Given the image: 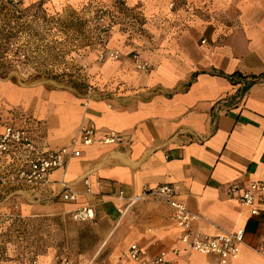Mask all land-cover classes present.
I'll return each instance as SVG.
<instances>
[{
	"label": "crops",
	"instance_id": "0c3cea01",
	"mask_svg": "<svg viewBox=\"0 0 264 264\" xmlns=\"http://www.w3.org/2000/svg\"><path fill=\"white\" fill-rule=\"evenodd\" d=\"M119 4V22L105 47L119 49L121 57L88 63L86 69L90 82L106 90L103 98L85 107L69 90L24 89L21 96L10 95L13 110L0 115V131L28 117L42 151L68 146L85 124L95 134L65 171H51L48 186H14L6 199L18 203V217L62 221L71 220L72 210L91 205L94 218L78 224L94 234L95 243L72 264H97L101 252L102 264H137L126 256L132 244L144 257L181 245L171 209L148 193L173 185L197 216L199 232L245 231L236 258L222 263L216 256L190 253L177 264H264L258 251L264 245V201L252 216L238 203L241 189L227 190L233 183L242 188L264 181V0H45L43 6L52 13H73ZM134 49L153 65L150 73L133 67L127 53ZM220 72H239L245 80L232 83ZM110 131L122 141L101 142ZM15 154V149L8 152L7 163ZM3 165L0 160V170L9 173ZM60 181L79 193L75 202L59 199ZM133 197L140 198L129 204Z\"/></svg>",
	"mask_w": 264,
	"mask_h": 264
},
{
	"label": "rangeland",
	"instance_id": "374dc122",
	"mask_svg": "<svg viewBox=\"0 0 264 264\" xmlns=\"http://www.w3.org/2000/svg\"><path fill=\"white\" fill-rule=\"evenodd\" d=\"M27 1L0 0L3 116L13 110L9 107L10 95L21 96L24 89H62L79 96L78 75L90 80L88 63L103 62L92 55L98 46V34L88 23L90 16L83 12L85 7L73 13L68 9L52 13L40 6L33 8L35 3ZM88 44H92L90 49L85 48ZM0 174L9 175L1 170ZM13 189L16 187L11 184L0 183V264H72L93 247L94 234L72 219L18 217V203H13L11 197L6 199ZM101 253L97 264H102Z\"/></svg>",
	"mask_w": 264,
	"mask_h": 264
},
{
	"label": "built area",
	"instance_id": "2783aa9c",
	"mask_svg": "<svg viewBox=\"0 0 264 264\" xmlns=\"http://www.w3.org/2000/svg\"><path fill=\"white\" fill-rule=\"evenodd\" d=\"M172 6L173 3L170 4V7ZM120 7V4L116 5L115 8L99 5L91 9H87V7L83 9V12L90 16L88 23L96 28L98 45L102 46L94 50L99 61L106 59L116 61L122 55L119 49H107L105 47L111 28L119 22L117 19ZM11 9L15 13H19L15 7H11ZM131 19L134 22V19ZM130 28L135 29L131 26ZM129 31L131 32L130 29ZM201 42L205 43V39ZM91 45L88 44L85 48L90 49ZM127 55H129L135 69L146 74L152 71L153 65L142 58L137 50H131ZM77 81L81 86L79 94L85 107L90 101L103 98L107 94L106 90L99 89L91 83L87 76L78 75ZM31 126V120L25 117L23 123H6L0 131V160L10 170L7 177L1 175L3 173L0 174L1 184L32 188L48 186L51 183L49 177L51 171L55 169L65 171L70 160L80 155V147L91 145L94 142V128L85 124L76 131L68 146L42 151L37 145ZM121 141L122 136L114 131H110L101 139V142L105 144ZM13 149L16 150L15 158L12 162L7 163V154ZM60 184L63 190L58 195L59 199L63 202H75L79 193L64 181H60ZM84 185L86 194H91L90 182L84 180ZM239 189H241V194L238 197L239 205L246 208L250 215H258L260 213L258 205L264 201V181H252L242 188L233 183L229 185L227 190L232 193ZM148 193L157 197L171 209L170 219L180 230L179 242L181 245L170 251H161L154 256L144 257L141 248L137 244H132L128 248L126 256L133 262L137 264H177L183 255L190 253L216 256L222 263L237 257L240 246L244 243L245 231L243 228L215 235L203 234L199 232L196 226L197 216L178 199L175 186L159 185ZM139 198L128 199L129 204L134 203ZM94 215V209L91 205H84L70 212V217L74 222L90 221ZM258 251L264 254V245H261Z\"/></svg>",
	"mask_w": 264,
	"mask_h": 264
},
{
	"label": "trees",
	"instance_id": "16d2710c",
	"mask_svg": "<svg viewBox=\"0 0 264 264\" xmlns=\"http://www.w3.org/2000/svg\"><path fill=\"white\" fill-rule=\"evenodd\" d=\"M35 3V5H32V4H34ZM31 5H32V7L33 8H37V7H41L42 9H44L45 10V8H44V6H43V4H44V2L42 1V0H39V1H37V2H33V3H30ZM98 43H99V41H98ZM102 46H100V45H98L97 46V49L98 48H101ZM1 65H3L2 63H0V66ZM2 74H4V73H2ZM218 75H220V76H223V77H225V78H227L230 82H232V83H234L235 82V79H244L245 80V76H243L241 73H239V72H234V73H232V74H224V73H218ZM253 83V81H249V82H245V85H244V87L242 88V92H244V91H246L250 86H251V84Z\"/></svg>",
	"mask_w": 264,
	"mask_h": 264
}]
</instances>
